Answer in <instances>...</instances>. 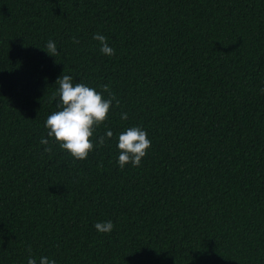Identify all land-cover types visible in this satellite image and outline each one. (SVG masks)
I'll list each match as a JSON object with an SVG mask.
<instances>
[{"label":"trees","instance_id":"1","mask_svg":"<svg viewBox=\"0 0 264 264\" xmlns=\"http://www.w3.org/2000/svg\"><path fill=\"white\" fill-rule=\"evenodd\" d=\"M63 74L120 101L84 161L45 127ZM261 89L264 0H0V264H264Z\"/></svg>","mask_w":264,"mask_h":264},{"label":"clouds","instance_id":"2","mask_svg":"<svg viewBox=\"0 0 264 264\" xmlns=\"http://www.w3.org/2000/svg\"><path fill=\"white\" fill-rule=\"evenodd\" d=\"M93 39L99 42L102 54L109 57L115 55V50L108 45L104 35L96 33ZM73 42L79 43L75 38ZM46 49L52 57L59 55L53 41L47 43ZM56 85L58 89L52 99L59 98L58 110L46 119L47 135L74 160L84 161L94 150L93 137L96 130L108 120L113 102L115 101L116 107H119L120 101L111 91L110 85H101V91H97L96 88L84 83L73 84L72 77L64 74L57 79ZM104 93H107V98ZM261 93L264 94V89H261ZM121 119L127 120L128 115L121 113ZM112 137L113 132L107 130L104 135L98 137L97 143L104 146ZM40 143L47 146L49 139L42 137ZM117 147L119 149L118 164L121 169L128 164L139 167L151 148V140L142 128L132 126L118 135ZM44 151L50 153L52 149L45 147ZM94 227L99 233L105 234L113 231L114 224L111 221L97 222ZM28 251L31 253V249ZM27 264H37V259L29 255ZM39 264H56V262L47 257H40Z\"/></svg>","mask_w":264,"mask_h":264}]
</instances>
